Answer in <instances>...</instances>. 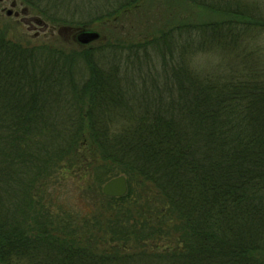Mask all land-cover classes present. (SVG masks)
Returning a JSON list of instances; mask_svg holds the SVG:
<instances>
[{
	"label": "trees",
	"instance_id": "obj_1",
	"mask_svg": "<svg viewBox=\"0 0 264 264\" xmlns=\"http://www.w3.org/2000/svg\"><path fill=\"white\" fill-rule=\"evenodd\" d=\"M19 1L85 29L142 0ZM184 1L226 17L70 51L0 29V264H264V64L244 44L262 17ZM200 53L223 62L203 79Z\"/></svg>",
	"mask_w": 264,
	"mask_h": 264
},
{
	"label": "rangeland",
	"instance_id": "obj_2",
	"mask_svg": "<svg viewBox=\"0 0 264 264\" xmlns=\"http://www.w3.org/2000/svg\"><path fill=\"white\" fill-rule=\"evenodd\" d=\"M20 2L19 0H0V29L6 33L9 41L22 46H28L29 44L34 47H42L45 52L50 50L70 51L74 50V48L79 49L82 46L78 44V38L83 33L94 34L99 37L98 40L86 43L88 48L94 49L98 48L103 40L111 41L112 43L121 42V44L130 41L143 42L152 39L155 33L160 30L168 31L177 24L215 22L226 17L194 6L184 0H142L139 6L123 13V15L119 14L107 20L94 21L93 24L86 26L85 29L75 27L52 28L51 26L37 24L36 21L43 23L44 20L40 19L41 16L37 15V12L26 8ZM216 2L232 3L244 14L262 17L261 21L263 24L258 28L257 34L247 35L244 44L246 46L249 45V47L250 45H256L255 48L261 50V54L256 50L257 55L261 56L264 64V0H217ZM91 4L92 2L87 1L83 4L84 8L81 7V10H84L82 14L84 18H89V12L92 11ZM9 11H12L11 16H8ZM87 13L89 14L86 16ZM192 60L190 66L199 79H203L208 73L210 74L215 70L214 67H219L223 63L217 53L210 56L200 53L194 58L192 57ZM261 70L258 74L262 76L261 80H264V65ZM77 156L93 155L90 152H86L85 149H80ZM78 191L76 184L70 182L67 187L62 189L60 194L63 195V198L66 196L71 204H78Z\"/></svg>",
	"mask_w": 264,
	"mask_h": 264
},
{
	"label": "water",
	"instance_id": "obj_3",
	"mask_svg": "<svg viewBox=\"0 0 264 264\" xmlns=\"http://www.w3.org/2000/svg\"><path fill=\"white\" fill-rule=\"evenodd\" d=\"M12 15V11L8 12V16ZM37 24L42 25L43 23H39L36 21ZM96 35L94 34H86L83 36L84 39H86V42H90L94 39H96ZM128 192V184L127 179L124 176L117 177L113 180H110L107 182L102 189V193L105 197L108 198H123L126 196Z\"/></svg>",
	"mask_w": 264,
	"mask_h": 264
}]
</instances>
